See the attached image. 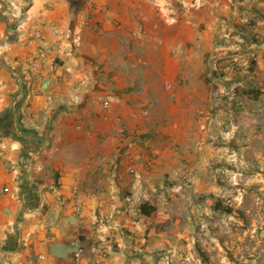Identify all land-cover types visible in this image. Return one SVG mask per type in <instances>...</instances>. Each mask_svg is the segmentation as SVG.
<instances>
[{
    "label": "crops",
    "instance_id": "crops-1",
    "mask_svg": "<svg viewBox=\"0 0 264 264\" xmlns=\"http://www.w3.org/2000/svg\"><path fill=\"white\" fill-rule=\"evenodd\" d=\"M226 2L0 0V264H74L78 246L83 264H140L166 242L157 224L190 223L161 187L199 145L197 25Z\"/></svg>",
    "mask_w": 264,
    "mask_h": 264
},
{
    "label": "rangeland",
    "instance_id": "rangeland-1",
    "mask_svg": "<svg viewBox=\"0 0 264 264\" xmlns=\"http://www.w3.org/2000/svg\"><path fill=\"white\" fill-rule=\"evenodd\" d=\"M197 6L179 4L184 12ZM217 8L218 19L196 31L206 46L197 74L210 76L211 91L208 102L196 100L199 145L180 148L194 157L178 165L172 190L168 180L161 187L163 203L183 210L182 218L194 212L189 224H157L166 242L140 264H264V0Z\"/></svg>",
    "mask_w": 264,
    "mask_h": 264
},
{
    "label": "built area",
    "instance_id": "built-area-1",
    "mask_svg": "<svg viewBox=\"0 0 264 264\" xmlns=\"http://www.w3.org/2000/svg\"><path fill=\"white\" fill-rule=\"evenodd\" d=\"M46 61H47V55L45 53V50L41 49L38 57L36 56L34 58L33 65H32L33 69L37 70L39 65L41 63H43V62H46ZM110 107H111L110 100H103V109L107 111ZM72 200H73V203H74V206H75V212L76 213H81L82 210H83V206H84V198H83V196L81 194H79L78 192H76L73 195ZM98 250L99 249L97 247H93L92 253L93 254L97 253ZM84 253H85L84 247L78 246L76 251L74 252V264H83ZM43 259H44V256L40 255L37 260L41 261ZM33 262H34L33 259H29L28 260L29 264L33 263ZM103 264H109V260L106 259L105 257H104V260H103Z\"/></svg>",
    "mask_w": 264,
    "mask_h": 264
},
{
    "label": "trees",
    "instance_id": "trees-1",
    "mask_svg": "<svg viewBox=\"0 0 264 264\" xmlns=\"http://www.w3.org/2000/svg\"><path fill=\"white\" fill-rule=\"evenodd\" d=\"M155 210L156 209L153 206H150L149 204H146L142 208V213L145 214V215H150Z\"/></svg>",
    "mask_w": 264,
    "mask_h": 264
}]
</instances>
